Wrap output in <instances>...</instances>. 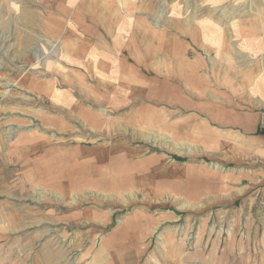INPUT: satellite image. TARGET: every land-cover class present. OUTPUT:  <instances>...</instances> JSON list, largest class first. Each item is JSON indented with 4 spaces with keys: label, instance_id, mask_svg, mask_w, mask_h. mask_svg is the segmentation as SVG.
<instances>
[{
    "label": "rangeland",
    "instance_id": "1",
    "mask_svg": "<svg viewBox=\"0 0 264 264\" xmlns=\"http://www.w3.org/2000/svg\"><path fill=\"white\" fill-rule=\"evenodd\" d=\"M79 2L114 7L113 26L93 33L49 26L57 13L45 0H0V143L5 153L28 141L38 154L66 151L61 181L56 171L49 190L42 176L31 190L25 168L10 171L18 196H0V264H264V134H257L264 125L243 162L210 163L212 178L226 186L194 205H149L141 193L93 188L73 153L116 142L100 133L120 114L105 106L107 75L129 77L133 95L139 79L153 93L156 75L184 74L199 62L214 89L220 78L264 103V0ZM91 34L115 41L88 59L81 52L89 45L65 43Z\"/></svg>",
    "mask_w": 264,
    "mask_h": 264
},
{
    "label": "crops",
    "instance_id": "2",
    "mask_svg": "<svg viewBox=\"0 0 264 264\" xmlns=\"http://www.w3.org/2000/svg\"><path fill=\"white\" fill-rule=\"evenodd\" d=\"M45 2L46 11L57 13L56 19L49 20V26L51 21L53 26L80 27L91 33L100 27H112L117 11L111 5H82L79 0ZM124 38L118 42H130ZM114 41L108 35L93 34L70 35L65 39L66 44L89 45L81 52L86 59L97 55L100 45ZM76 46L74 53H77ZM211 71L212 68L208 69ZM105 77V106L113 111L117 109L120 114L102 122L105 126L100 127V133L106 138L117 137L116 142L93 148L78 146L73 151L76 166L81 169L86 166L90 175L86 173L84 180L93 188L141 193L144 195L142 202L149 205H194L210 198L211 188L226 186L212 178L210 163L223 169L228 163L243 162L247 151L251 156L252 147L258 149L252 138L258 127L264 125V103L259 106L257 94L247 93L243 98L236 88L228 89V81L220 78L219 87L214 89L211 74H207L199 62H194L184 74L164 78L156 75L153 93H146L141 79L133 95L129 87L132 81L126 75ZM136 82L137 79L133 83ZM243 138L250 149L244 150ZM25 144H16L5 153L7 150L0 143V196H18L14 189L18 184L13 185L10 174L13 168L15 171L25 168L27 174L22 181L31 186V190L41 178L43 187L49 190L51 179L57 180L56 171L61 181L66 168V151L62 147L53 151L43 147L38 154L33 141ZM5 172L10 182L7 176L4 182ZM78 177L82 180V175L75 176ZM2 218L0 210V222ZM20 219L17 212L11 214L15 228ZM49 221L50 217L45 216L43 222Z\"/></svg>",
    "mask_w": 264,
    "mask_h": 264
},
{
    "label": "trees",
    "instance_id": "3",
    "mask_svg": "<svg viewBox=\"0 0 264 264\" xmlns=\"http://www.w3.org/2000/svg\"><path fill=\"white\" fill-rule=\"evenodd\" d=\"M257 134H264V130H258Z\"/></svg>",
    "mask_w": 264,
    "mask_h": 264
}]
</instances>
